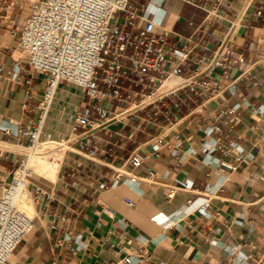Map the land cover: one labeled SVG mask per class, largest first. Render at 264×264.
<instances>
[{
    "label": "crops",
    "instance_id": "1",
    "mask_svg": "<svg viewBox=\"0 0 264 264\" xmlns=\"http://www.w3.org/2000/svg\"><path fill=\"white\" fill-rule=\"evenodd\" d=\"M33 1L0 0V125L14 129L34 123L45 80L44 74L30 71L32 91L26 97L24 80L30 75L22 70L27 68L26 57L17 41ZM206 1L209 14L180 0H164L157 11L162 15L158 26L172 32L168 42L189 44L192 56L207 59L228 38L237 43L233 51L242 55L243 64L230 71L221 92L203 106L174 109L168 101L161 110L170 112L169 121L159 113L145 123V111L116 116L93 132L98 150L90 160L76 149L77 133L71 130L82 92L59 82L40 139L66 146L56 151L60 166L50 189L37 177L34 182L28 179L33 227L9 264H107L137 250L147 253L139 264H239V256L246 257L247 264H264V143L259 140L264 111L258 118L242 106L264 105V21L255 15L264 0H220L215 11V0ZM250 42L252 51L247 50ZM15 64L16 80L7 74ZM107 106L114 113L121 108L115 102ZM226 106L236 107L239 119L234 123L233 116L226 117L228 122L221 125L228 136L220 141L234 140L253 156L236 162L234 170L218 163H233V154L204 151L202 145L208 137L200 124L216 123L203 119L204 114ZM27 142L0 128V195L21 158L20 146ZM174 148L184 155L180 163L171 156ZM132 155L144 157L138 167L130 163ZM117 172L123 174L110 186ZM100 183L107 186L101 188ZM169 186L179 189L167 199ZM207 196L209 207L201 214L198 207ZM158 215L161 219L154 218ZM119 220L126 223L125 231Z\"/></svg>",
    "mask_w": 264,
    "mask_h": 264
},
{
    "label": "built area",
    "instance_id": "2",
    "mask_svg": "<svg viewBox=\"0 0 264 264\" xmlns=\"http://www.w3.org/2000/svg\"><path fill=\"white\" fill-rule=\"evenodd\" d=\"M195 8L207 11V3L203 0H180ZM164 0H34L29 9L30 14L19 30L17 46L19 53L26 57L27 68L22 69L29 78L26 97H31L32 72L45 75L41 99L37 106V117L27 128H13L5 123L0 125L8 134L26 137L28 142L21 149L34 150L41 144V133L45 120L55 99L60 81L70 83L82 92L81 110L75 115L72 132H76V149L86 158L92 160L98 147L92 144L93 132L103 127L116 116L120 118L133 116L136 111H145L144 122L155 121L159 113L166 120L171 119L168 110L161 107L171 101L174 109L181 106L192 108L203 106L211 98L216 97L223 89V82L230 79V71L240 67L244 58L233 51L237 43L230 38L209 58L192 56L189 44L168 42L172 32L158 26L157 11L162 10ZM220 5V0L213 1L212 11ZM255 15L264 21V4L257 7ZM254 49L253 42L247 50ZM18 64L7 74L18 79ZM176 77L183 82L161 97L144 100L154 95L157 88L167 77ZM218 77V78H216ZM230 84V83H229ZM227 84L226 89H228ZM118 103L121 107L117 113L108 107L109 103ZM134 110L127 112L133 106ZM250 114L262 117L264 105H252L243 102ZM192 112V110H190ZM227 116L238 121L237 108L226 106L206 113L203 119L216 123L200 126L207 140L202 142L204 151L219 149L223 154H233L234 162L218 161L219 165L234 170L235 163L243 159L253 160L246 154L240 144L234 140L222 143L220 139L228 136L222 129ZM79 130V131H78ZM216 136L212 141L211 137ZM264 143V130L259 134ZM157 151V145H154ZM111 152L110 148L104 149ZM171 156L180 163L184 155H179L176 148ZM144 157L132 155L129 158L134 167H138ZM31 173L29 159L22 152L17 166L11 173L9 182L3 187L0 195V264H9L10 256L22 239L33 227L32 217L21 210L18 205L30 199L28 176ZM123 173L117 172L110 186L116 185ZM135 178L131 177L130 181ZM101 188L107 186L100 183ZM179 187H168L167 199L174 196ZM129 206L133 203L127 200ZM209 207V197L198 207L205 214ZM161 219V216H155ZM61 219H64L61 217ZM121 231H125L126 223L117 221ZM264 239V224L260 229ZM228 252L232 250L228 247ZM117 252H115L116 254ZM147 253L133 251L117 261L107 264H139L147 259ZM236 263L247 264L246 257L239 256Z\"/></svg>",
    "mask_w": 264,
    "mask_h": 264
},
{
    "label": "bare ground",
    "instance_id": "3",
    "mask_svg": "<svg viewBox=\"0 0 264 264\" xmlns=\"http://www.w3.org/2000/svg\"><path fill=\"white\" fill-rule=\"evenodd\" d=\"M182 82L183 80L173 76L165 78L160 87L157 88L155 94L146 98L144 102L155 97H161L163 94L177 87ZM134 107L135 105L132 108H129L127 112L133 111ZM65 146L66 144L63 142L46 140L42 141L41 144L34 150L22 149V152L26 153V156L29 159V166L31 168V173L29 174L28 179L33 180L38 178V180H40L42 185L46 187L47 190L50 189L49 187L53 183L56 171L60 166L59 161L61 158V154H58L56 151L58 149H64ZM34 181L35 180H33V182ZM18 207L28 215H31L32 205L30 199L24 200L23 202L19 203Z\"/></svg>",
    "mask_w": 264,
    "mask_h": 264
},
{
    "label": "rangeland",
    "instance_id": "4",
    "mask_svg": "<svg viewBox=\"0 0 264 264\" xmlns=\"http://www.w3.org/2000/svg\"><path fill=\"white\" fill-rule=\"evenodd\" d=\"M26 154V153H25ZM30 181V180H29Z\"/></svg>",
    "mask_w": 264,
    "mask_h": 264
}]
</instances>
